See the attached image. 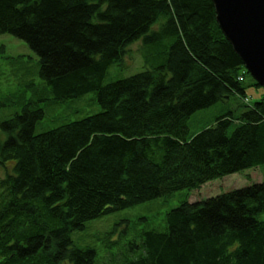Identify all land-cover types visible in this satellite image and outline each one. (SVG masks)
Masks as SVG:
<instances>
[{"label": "trees", "instance_id": "16d2710c", "mask_svg": "<svg viewBox=\"0 0 264 264\" xmlns=\"http://www.w3.org/2000/svg\"><path fill=\"white\" fill-rule=\"evenodd\" d=\"M1 33L37 53L45 92L0 120V264H96L71 236L88 220L264 163V88L211 0H0ZM140 37L152 65L104 83ZM249 86L258 99L190 134L193 112L250 102ZM89 91L98 112L35 132L47 106ZM263 212L264 179L184 196L166 229L142 230L111 264H264Z\"/></svg>", "mask_w": 264, "mask_h": 264}, {"label": "rangeland", "instance_id": "374dc122", "mask_svg": "<svg viewBox=\"0 0 264 264\" xmlns=\"http://www.w3.org/2000/svg\"><path fill=\"white\" fill-rule=\"evenodd\" d=\"M164 18L153 24L159 26ZM158 51L159 45L154 47ZM153 47L150 53L155 52ZM143 38L132 41L122 58L108 68L103 82L115 80L136 73L146 66L152 65L144 61L143 53L147 51ZM44 80L39 72L37 53L28 43L10 33L0 34V120L11 116L20 109L22 100L39 97L45 92ZM37 89V91H35ZM262 88L249 86L247 93L250 102L239 99L236 94L219 100L216 103L191 114L188 120L190 134L209 126L216 116L233 110L238 113L240 102L252 103L261 95ZM47 102V100L42 101ZM48 108V109H47ZM45 116L39 120L35 132L49 129L66 121L74 120L101 109L93 91L80 96L68 98L62 102L50 104L46 107ZM5 134L0 131V139ZM5 169L0 166V176ZM264 179V163L243 169L239 172L227 174L223 177L211 179L196 189H181L170 196H159L139 202L130 207L109 212L103 216L90 219L83 229L74 230L71 234L73 242L78 246L91 245L97 250L96 264H111L119 256V247L131 238H137L144 229H166V212L179 204L184 196L189 201L204 199L232 188L245 186ZM264 219V212L261 214ZM109 239L117 240L109 244ZM116 255V256H115Z\"/></svg>", "mask_w": 264, "mask_h": 264}, {"label": "water", "instance_id": "95a60500", "mask_svg": "<svg viewBox=\"0 0 264 264\" xmlns=\"http://www.w3.org/2000/svg\"><path fill=\"white\" fill-rule=\"evenodd\" d=\"M216 19L255 81L264 88V0H211Z\"/></svg>", "mask_w": 264, "mask_h": 264}]
</instances>
